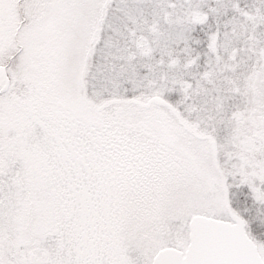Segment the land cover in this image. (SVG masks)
<instances>
[{
	"label": "snow or ice",
	"instance_id": "snow-or-ice-1",
	"mask_svg": "<svg viewBox=\"0 0 264 264\" xmlns=\"http://www.w3.org/2000/svg\"><path fill=\"white\" fill-rule=\"evenodd\" d=\"M0 264H264V0H0Z\"/></svg>",
	"mask_w": 264,
	"mask_h": 264
}]
</instances>
